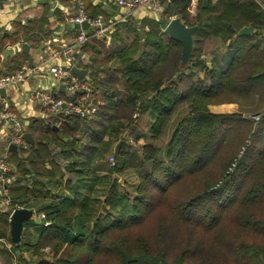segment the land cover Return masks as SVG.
Instances as JSON below:
<instances>
[{
    "label": "trees",
    "instance_id": "16d2710c",
    "mask_svg": "<svg viewBox=\"0 0 264 264\" xmlns=\"http://www.w3.org/2000/svg\"><path fill=\"white\" fill-rule=\"evenodd\" d=\"M191 4L172 0L162 14L198 27L188 66L182 63V45L153 21L150 31H143L147 40L140 36L130 46L116 41L109 69L100 57L87 65L90 76L82 81L104 96L92 118L58 117L57 128L36 129L28 157L7 152L20 175L10 188L13 207H33L47 218L25 223L17 245L11 210L0 207V237L10 244L0 243V264H14L13 254L24 249L44 257L47 247L54 261L39 264H264V119L256 127L253 120L217 115L208 107L236 103L252 114L264 108V10L260 0H198L192 14ZM246 27L251 35L240 36ZM89 38L87 52L104 46L93 32ZM8 39L1 38L0 52L12 45H5ZM209 44L216 49L208 53ZM222 47L227 51L213 55L209 66L202 56ZM183 104L192 109L173 121ZM149 112L154 123L144 131L139 121ZM232 129L239 149L243 136H250L245 152L204 178L200 174L220 158ZM144 132L149 139L140 145ZM108 153L115 166L106 162ZM130 169L140 181L136 194L118 193L115 182L105 187ZM42 199L50 201L31 205ZM35 230L38 244L24 241V234Z\"/></svg>",
    "mask_w": 264,
    "mask_h": 264
},
{
    "label": "crops",
    "instance_id": "0c3cea01",
    "mask_svg": "<svg viewBox=\"0 0 264 264\" xmlns=\"http://www.w3.org/2000/svg\"><path fill=\"white\" fill-rule=\"evenodd\" d=\"M260 2L264 10V0ZM197 4L198 2L196 6ZM82 8L94 18L97 15L103 16L101 27L105 32L97 39L104 43L102 48L96 46L94 51L88 50L87 52V46H84L80 50L78 57L81 60L75 64V67L87 71L84 79L81 80L89 79L91 71L87 65L97 57H100L103 69L111 67L114 60L112 52L118 49L116 41H125L124 43L130 46L133 41L143 35L141 39L145 41L149 35L146 33L150 31L153 21H157L163 29L170 21L163 18L165 7L161 13L148 9L128 11L118 7L115 0H0V41L1 38L9 37L5 45L12 44L0 52V76L16 74L26 65H43L45 70L54 65H66L62 51L67 45L76 41L80 32L79 27L73 24L70 18ZM189 11L191 13L193 11L192 4ZM163 20H166L165 24L161 23ZM142 25L146 27L144 30ZM87 26L88 28L85 26L83 28L91 32L92 27ZM246 28L250 29V27ZM89 39L88 37V42ZM224 49L221 48L220 52L225 51ZM208 65L211 66L210 62ZM98 85L102 86L101 89L104 91V81L101 80ZM37 89L50 90L62 96L66 94L65 88L48 73L34 75L22 84L2 89L4 93L0 90V158L5 157L1 156L3 153L8 157L7 152L9 151L15 153L17 157H28L36 145V134H38L36 129L47 128L51 125L57 128L60 123L57 116L44 111L37 102L34 96ZM98 98L100 106L104 105V96L103 99ZM5 112L12 114L22 125L24 142H26L24 135L30 133L35 140V145L26 142L30 148L23 150L11 143L14 132L11 121L3 120L1 117ZM101 140L104 141V136ZM7 145L8 149H5ZM11 147H16V149H11ZM9 161L17 167L10 159ZM50 190L53 194L55 193L51 187ZM48 201L50 200L31 201V205H44ZM33 218L35 222V217Z\"/></svg>",
    "mask_w": 264,
    "mask_h": 264
},
{
    "label": "built area",
    "instance_id": "2783aa9c",
    "mask_svg": "<svg viewBox=\"0 0 264 264\" xmlns=\"http://www.w3.org/2000/svg\"><path fill=\"white\" fill-rule=\"evenodd\" d=\"M170 1L171 0H115L118 7L128 11L148 9L155 13H161L164 9V5ZM197 2L198 0H192L193 14L195 13ZM103 20L104 18L102 15L96 18L91 17L86 10L82 8L76 15H72L70 18V21L79 27L80 32L76 41L67 45L62 51L66 65H54L49 67L48 70H45L43 65H26L16 74L0 76V90L22 84L34 75L48 73L58 84H61L65 88L66 94L65 96H60L50 90L37 89L34 92V96L43 110L60 118L75 115L82 118H92L98 112L100 100L94 89L79 79V77L72 72V68L81 60L78 55L80 54V50L88 42L89 33L93 32L99 37L104 35L105 31L101 27ZM85 24L92 27L91 32L83 28ZM1 117L3 120L11 121L12 123L14 133L11 137V143L18 148L28 150L30 145L23 140V129L19 121H17L12 114L7 112L3 113ZM109 161L111 166L116 165V158L114 155L110 157ZM27 178L29 179L30 177L28 176ZM19 180L20 175L17 167L10 163L7 156L1 157L0 207L6 211L11 210V215L18 209L33 210L35 222L39 224L43 223L47 218L44 212H37L33 207L27 208L18 204L13 207L10 188ZM1 242L6 243L7 247L10 248V244L7 243L5 238L0 237V243Z\"/></svg>",
    "mask_w": 264,
    "mask_h": 264
},
{
    "label": "rangeland",
    "instance_id": "374dc122",
    "mask_svg": "<svg viewBox=\"0 0 264 264\" xmlns=\"http://www.w3.org/2000/svg\"><path fill=\"white\" fill-rule=\"evenodd\" d=\"M225 48L223 52L227 51L226 47H222V49ZM213 49H216V47L213 44H209L206 47V51L209 53L211 52ZM219 52V53H218ZM220 54H222L220 51H216L214 50L212 53H210L209 55L206 56H202L205 60H207L208 62H211V58L213 57V55H217V56H221ZM189 65V63H188ZM187 65V66H188ZM189 73V72H187ZM201 77H203V74H201ZM197 79V78H195ZM210 111L214 114L217 115H241L244 119L247 120H253L256 122V127L258 126V123L260 122L263 114H264V108L262 109V111H260L259 113L256 114H252L249 111H247L245 108H242L240 105L236 104V103H222V104H212V105H208ZM180 111L177 113V115L173 118V121L176 119V117H179L178 120H180L181 118H185L187 117V114H189L191 108V104H183L180 107ZM180 114H182V116H180ZM149 116V117H148ZM149 119H148V118ZM261 117V118H260ZM154 118L155 116L152 114V112H149L148 115H145L144 117L140 118L139 121V127H142L144 131H146V127L149 126L151 127V125L154 123ZM147 123V124H146ZM152 123V124H151ZM235 126V125H234ZM172 129H174L172 127ZM125 134V133H124ZM123 134V135H124ZM126 135H129L128 133H126ZM149 132L146 134V132L143 133V139L140 140V145L144 144L145 142H147V138L149 139ZM237 133H233V129L231 130V133L228 131L226 132V135L224 137V143L223 147L221 148V150L218 153V156L220 154V158H216V160L214 161L213 165L208 169L205 170L204 172H202V174H200L201 176H204V178H208L212 173L215 172V174L218 172H220V170L222 169V167L225 164H229V159L234 155L237 154V156H239V158L243 155V153L245 152V147L244 145H248L249 140H250V136H243V143H241V148L239 149V145H236V141H237ZM128 138L126 139H130V143H132L133 145H135L134 141H132L131 136H126ZM167 139V138H166ZM126 141V140H125ZM118 150L117 147L113 148V152L112 153H116ZM110 154L108 153L105 156L106 162L110 165V157L113 156L114 154ZM237 163L234 162L230 168L228 169V174L233 172L235 170ZM101 176V174H100ZM112 182H115V184L119 183L116 186V190L118 193L121 194H130V195H134L137 193V190L139 188L140 185V181L139 178L136 176V173L133 169L128 170L127 172L120 174V175H116L113 176L112 179L109 181L105 182V187H111ZM220 185V184H217ZM216 185V186H217ZM52 188V187H51ZM193 188H196V186H193ZM53 191H56V188H52ZM99 199L101 201L104 200V194L99 196ZM105 204V202H104ZM35 207V206H34ZM106 209L108 211H112V208L110 207V205L106 206ZM107 212V211H106ZM43 213V212H42ZM101 213H103L102 215L105 217L106 213L104 211H101ZM34 219V218H33ZM111 219L112 221L116 220V214L115 213H111ZM38 235L39 233L35 230L34 232H26V234H24V241H29V243L31 244H38ZM23 238V237H22ZM43 252L45 253L44 257H38L36 256V254H34L31 251H27V250H21L17 253L13 254V261L16 264H20L19 260L21 259L22 261H25L27 264H39L42 261H48V262H53V253L51 252V249L49 247L44 248Z\"/></svg>",
    "mask_w": 264,
    "mask_h": 264
},
{
    "label": "water",
    "instance_id": "95a60500",
    "mask_svg": "<svg viewBox=\"0 0 264 264\" xmlns=\"http://www.w3.org/2000/svg\"><path fill=\"white\" fill-rule=\"evenodd\" d=\"M161 23L165 24L166 20H163ZM87 25L88 24H85L84 26L88 28ZM197 30V27H187L184 23L181 22L179 18L171 19L164 29L165 34L182 45V63L184 66L188 65L190 61L194 48V35ZM250 34L251 31L249 28H244L239 33L240 36H247ZM72 72L80 79H84V76L87 74V71H82L76 67L72 68ZM1 92L4 93V90H1ZM262 118L264 119V114ZM24 139L29 144L35 145V140L33 139L32 134H25ZM12 148L16 149V147H11V149ZM32 218L33 210L30 209H18L10 216L11 237L17 245H20L22 243L25 223L29 222Z\"/></svg>",
    "mask_w": 264,
    "mask_h": 264
}]
</instances>
